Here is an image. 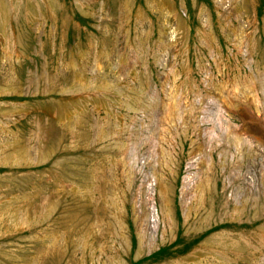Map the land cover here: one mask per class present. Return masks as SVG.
Here are the masks:
<instances>
[{"label":"rangeland","instance_id":"rangeland-1","mask_svg":"<svg viewBox=\"0 0 264 264\" xmlns=\"http://www.w3.org/2000/svg\"><path fill=\"white\" fill-rule=\"evenodd\" d=\"M0 264H264V0H0Z\"/></svg>","mask_w":264,"mask_h":264}]
</instances>
